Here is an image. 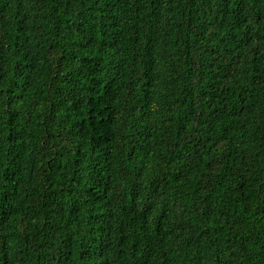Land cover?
<instances>
[{"label": "trees", "instance_id": "1", "mask_svg": "<svg viewBox=\"0 0 264 264\" xmlns=\"http://www.w3.org/2000/svg\"><path fill=\"white\" fill-rule=\"evenodd\" d=\"M0 264H264V0H0Z\"/></svg>", "mask_w": 264, "mask_h": 264}]
</instances>
